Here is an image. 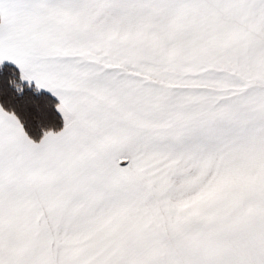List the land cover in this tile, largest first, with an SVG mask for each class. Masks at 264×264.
I'll return each instance as SVG.
<instances>
[{"label": "snow or ice", "instance_id": "6c2138e0", "mask_svg": "<svg viewBox=\"0 0 264 264\" xmlns=\"http://www.w3.org/2000/svg\"><path fill=\"white\" fill-rule=\"evenodd\" d=\"M0 264H264V0H0Z\"/></svg>", "mask_w": 264, "mask_h": 264}, {"label": "trees", "instance_id": "16d2710c", "mask_svg": "<svg viewBox=\"0 0 264 264\" xmlns=\"http://www.w3.org/2000/svg\"><path fill=\"white\" fill-rule=\"evenodd\" d=\"M33 96L39 106V111L33 106L31 111L26 113V116L29 128L38 138L40 135H43L45 128L61 127L63 119L55 107L58 99L54 95L47 91H41L34 93ZM37 115L38 119L35 118Z\"/></svg>", "mask_w": 264, "mask_h": 264}]
</instances>
